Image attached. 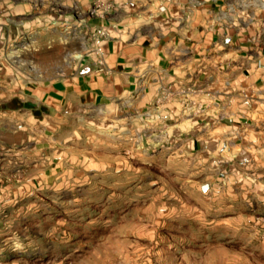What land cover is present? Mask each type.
Here are the masks:
<instances>
[{
	"label": "rangeland",
	"instance_id": "obj_1",
	"mask_svg": "<svg viewBox=\"0 0 264 264\" xmlns=\"http://www.w3.org/2000/svg\"><path fill=\"white\" fill-rule=\"evenodd\" d=\"M149 3L0 0L33 41L4 56L38 69L22 63L21 111L4 115L20 130L0 129V264H264V104L64 92L106 74L117 23Z\"/></svg>",
	"mask_w": 264,
	"mask_h": 264
},
{
	"label": "crops",
	"instance_id": "obj_2",
	"mask_svg": "<svg viewBox=\"0 0 264 264\" xmlns=\"http://www.w3.org/2000/svg\"><path fill=\"white\" fill-rule=\"evenodd\" d=\"M150 1L143 14L117 23L106 74L68 76L64 92L75 88L101 105L118 99L143 107L170 94L190 98L203 112L239 110L250 97L264 104V0ZM10 13L0 9V129L15 133L20 124L7 123L4 115L21 111L22 63L35 82L38 69L21 52L4 56L7 46L21 51L33 45H21L31 34L7 23Z\"/></svg>",
	"mask_w": 264,
	"mask_h": 264
}]
</instances>
